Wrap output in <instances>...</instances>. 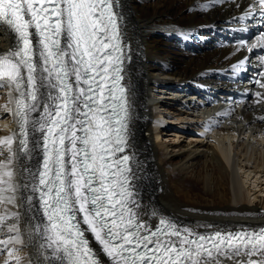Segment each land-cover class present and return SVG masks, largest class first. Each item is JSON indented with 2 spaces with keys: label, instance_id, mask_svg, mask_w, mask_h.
<instances>
[{
  "label": "snow or ice",
  "instance_id": "1",
  "mask_svg": "<svg viewBox=\"0 0 264 264\" xmlns=\"http://www.w3.org/2000/svg\"><path fill=\"white\" fill-rule=\"evenodd\" d=\"M117 2L0 0V26L12 37L0 52V89H9L17 125L0 137V205H16L21 193L39 264H102L86 233L110 264H264V226L202 234L163 217L155 227L141 218L138 162L128 152L131 47ZM239 19L261 26L237 51L262 50L254 103L264 105V0H249ZM248 63L237 61L233 72ZM36 151L34 169L25 162ZM19 218L18 211L0 214V229L14 233L0 240L5 248L24 243ZM7 256L4 264H20L15 247Z\"/></svg>",
  "mask_w": 264,
  "mask_h": 264
},
{
  "label": "bare ground",
  "instance_id": "2",
  "mask_svg": "<svg viewBox=\"0 0 264 264\" xmlns=\"http://www.w3.org/2000/svg\"><path fill=\"white\" fill-rule=\"evenodd\" d=\"M238 2L241 8L229 0L216 6H212L214 0H121L123 34L131 42L133 56L125 70L133 113L128 152L138 162L134 184L139 189L141 218L151 225L164 216L202 234L264 226V121L258 119L264 115V105L254 103V93L259 89L254 87L253 99L244 106L220 103L219 88H207L214 70L225 69L232 75L234 63L248 54L243 49L237 51V46L212 47L206 38L212 26L225 25L243 13L249 0ZM11 45V35L0 26V52ZM222 75L219 72L213 83ZM163 87L181 99V106L189 97H183L184 93L197 95V91L210 98L208 105L199 98L201 110L208 113L203 138L173 130L175 120L156 105L154 90ZM8 93V88L0 89V137L17 128L14 118L10 119L9 106L3 108L9 103ZM167 105L183 114L176 103ZM164 119H172V123L164 125ZM192 121L196 120L186 119L179 129L195 133L197 124ZM39 156L36 151L25 163L35 169ZM16 197V205H0V214L20 213L24 243L8 248L0 245V264L8 259L12 247L17 249L21 263L39 264L26 230V219L32 212L20 192ZM87 234L102 263L110 264L92 235ZM9 235L14 233L0 229V240Z\"/></svg>",
  "mask_w": 264,
  "mask_h": 264
},
{
  "label": "rangeland",
  "instance_id": "3",
  "mask_svg": "<svg viewBox=\"0 0 264 264\" xmlns=\"http://www.w3.org/2000/svg\"><path fill=\"white\" fill-rule=\"evenodd\" d=\"M171 120H172V119H168V121H167L166 119H164V121H165V123H166V124H164V125H169V124H171V123H172ZM1 257H3V255H1ZM22 262H23V261H22ZM23 263H24V262H23ZM23 263L20 262V264H23ZM12 264H16V263H15L14 261H12Z\"/></svg>",
  "mask_w": 264,
  "mask_h": 264
}]
</instances>
